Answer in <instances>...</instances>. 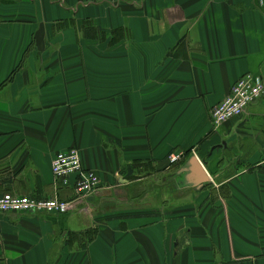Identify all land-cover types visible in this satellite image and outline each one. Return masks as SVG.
<instances>
[{"label":"crops","instance_id":"0c3cea01","mask_svg":"<svg viewBox=\"0 0 264 264\" xmlns=\"http://www.w3.org/2000/svg\"><path fill=\"white\" fill-rule=\"evenodd\" d=\"M246 73L264 0H0V194L70 203L0 213V264H264V94L210 119ZM70 148L86 199L51 170Z\"/></svg>","mask_w":264,"mask_h":264},{"label":"built area","instance_id":"2783aa9c","mask_svg":"<svg viewBox=\"0 0 264 264\" xmlns=\"http://www.w3.org/2000/svg\"><path fill=\"white\" fill-rule=\"evenodd\" d=\"M259 74L246 73L231 85L227 96L210 109V119L214 126L243 115L248 107L264 94V82ZM183 158V152L169 153L170 164ZM53 175L64 183L75 176L74 190L79 199H86L100 189V179L95 172L81 167L79 151L76 148L56 152L51 162ZM70 203L54 198L26 195L0 194V213L46 212L63 214L69 211Z\"/></svg>","mask_w":264,"mask_h":264},{"label":"water","instance_id":"95a60500","mask_svg":"<svg viewBox=\"0 0 264 264\" xmlns=\"http://www.w3.org/2000/svg\"><path fill=\"white\" fill-rule=\"evenodd\" d=\"M219 146L220 145H218V148H219ZM221 146H225V143H221ZM213 148H215V147H213ZM213 148H211V151L212 150H214ZM206 159V158H205ZM204 159V160H205ZM203 160V161H204ZM191 162H192V167H193V169L194 170H196V172H197V174H198V181H200V182H204V181H206L207 180V176L205 175V173H204V170H203V168H202V166H201V164H200V162H198V160L197 159H195V157H193L192 159H191Z\"/></svg>","mask_w":264,"mask_h":264}]
</instances>
